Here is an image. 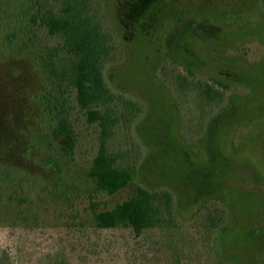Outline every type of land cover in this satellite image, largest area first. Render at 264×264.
<instances>
[{"label":"rangeland","instance_id":"1","mask_svg":"<svg viewBox=\"0 0 264 264\" xmlns=\"http://www.w3.org/2000/svg\"><path fill=\"white\" fill-rule=\"evenodd\" d=\"M167 1L165 15L179 14V20H166L151 42L127 46L107 76L113 88L144 107L136 139L126 141L130 156L142 153L134 185L171 188L178 227L136 236L129 227L96 226L85 177L96 151L95 126L77 115L82 140L75 158L63 161L58 183L55 171L45 166L46 148L33 142L36 133L48 130L39 100L47 90L44 76L31 54L13 56L0 42V166L14 171L13 191L27 194L36 186L30 199L40 196L42 206L31 209L29 222L12 225L0 218V264H176V246L168 238L179 233L188 239L178 246L185 247L182 257L193 255L181 257V264H220L217 256H208L206 202L233 212L225 251L247 264H264V9L259 0ZM18 5L19 0H0V35L16 21ZM114 6L110 0L111 10ZM166 54L233 84L230 115L214 123L217 146L210 138L184 144L169 93L150 69L151 61ZM52 192L63 195L56 209L49 201ZM131 192L129 187L101 195L99 208H110Z\"/></svg>","mask_w":264,"mask_h":264},{"label":"trees","instance_id":"2","mask_svg":"<svg viewBox=\"0 0 264 264\" xmlns=\"http://www.w3.org/2000/svg\"><path fill=\"white\" fill-rule=\"evenodd\" d=\"M259 1L264 9V0ZM167 2L115 0L111 10L110 0H19L16 21L0 35L2 46L11 55L31 54L46 81L47 90L39 100L48 116V130L33 137L34 143L47 150L45 166L55 171L59 183L63 161L74 159L81 143L77 115L83 116L96 128V151L85 172L91 183L90 208L96 226L129 227L136 236L154 228L178 227L176 194L171 188L134 185L142 153L130 156L126 141L129 136L136 139L134 129L143 118L144 107L113 88L107 70L123 60L127 46L151 42L166 20H173L174 13L165 15L170 10ZM150 69L169 93L184 144L192 147L210 138L217 146L212 138L214 123L226 113L230 115L231 81L200 72L193 61L180 63L169 54L151 61ZM16 187L14 171L0 166V218L12 225L31 221V209L42 207L40 196L36 201L30 199L36 186L27 194L13 191ZM129 187L132 192L126 199L99 208L101 195H115ZM62 198L52 192L49 201L56 209ZM205 208L209 210L204 211L210 237L208 256H217L220 264H247L224 248L233 212L227 206L225 211H217L208 202ZM179 234L168 238L176 246V264L182 258H193L182 257L185 247L178 246L188 239Z\"/></svg>","mask_w":264,"mask_h":264}]
</instances>
